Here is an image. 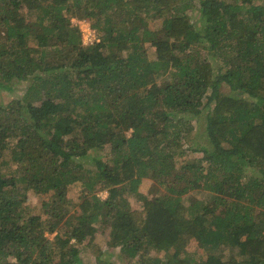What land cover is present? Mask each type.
Wrapping results in <instances>:
<instances>
[{"label":"trees","instance_id":"1","mask_svg":"<svg viewBox=\"0 0 264 264\" xmlns=\"http://www.w3.org/2000/svg\"><path fill=\"white\" fill-rule=\"evenodd\" d=\"M19 89L0 264H264V0H0V90Z\"/></svg>","mask_w":264,"mask_h":264},{"label":"rangeland","instance_id":"2","mask_svg":"<svg viewBox=\"0 0 264 264\" xmlns=\"http://www.w3.org/2000/svg\"><path fill=\"white\" fill-rule=\"evenodd\" d=\"M193 18L194 20L197 22L198 18H199V14L198 13H194L193 14ZM72 22L74 24H77L79 27L85 28V27H89L90 26V21L88 19H79V18H73ZM93 31L95 32V35L97 36V32L95 31V29L92 27ZM82 40H83V34H82ZM98 40V39H97ZM92 44V43H91ZM147 50L149 55L152 57L154 56V48H152L151 46H149V44H147ZM19 87L25 88L27 86V83H19L18 84ZM224 91H229V88L227 86H222ZM23 89H19L18 91L14 92V93H9L6 92L4 90H0V102H5L8 103L9 101H11L18 92H20L21 94L24 93V91L22 92ZM19 95V94H17ZM199 130L195 129L193 131V133L191 134V136L189 138H187L186 140V146L189 147V144H193L192 142H196V140L199 139L198 136ZM195 148V147H193ZM201 153L198 151H194V150H190L188 151L187 156H184V158H187L189 160H194L196 157H200ZM153 181L150 179H145L143 185L141 186V190L143 192H145L146 194L150 193L151 188L153 187ZM28 199H27V206L29 207V211L33 214H39V215H44L43 210H42V201L46 198V196L43 195H38L36 194L33 190H29L28 191ZM81 194V187L79 184H72L69 187V192H68V196L74 201L77 202L79 200ZM100 195L105 198L107 196V192L106 191H101ZM198 197V195H197ZM54 235H52L53 237ZM107 234H102L99 233L98 234V240L99 243L104 246L105 243L107 242ZM217 252H220L219 250ZM228 254V253H226ZM90 255V254H89ZM91 256V255H90ZM110 260L113 264H129L127 262V260H125L124 258H122L119 253H117L116 255H111L110 256ZM135 264V263H133Z\"/></svg>","mask_w":264,"mask_h":264},{"label":"built area","instance_id":"3","mask_svg":"<svg viewBox=\"0 0 264 264\" xmlns=\"http://www.w3.org/2000/svg\"><path fill=\"white\" fill-rule=\"evenodd\" d=\"M79 28L81 29V32L83 34V43L84 44L93 43L96 38V35L92 29L91 24L89 27H85V28L79 27Z\"/></svg>","mask_w":264,"mask_h":264}]
</instances>
